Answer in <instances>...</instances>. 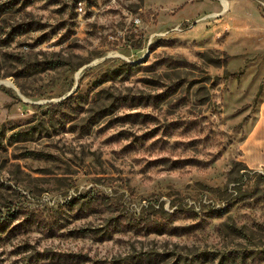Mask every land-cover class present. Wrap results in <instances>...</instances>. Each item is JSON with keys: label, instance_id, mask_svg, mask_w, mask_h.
Returning a JSON list of instances; mask_svg holds the SVG:
<instances>
[{"label": "rangeland", "instance_id": "1", "mask_svg": "<svg viewBox=\"0 0 264 264\" xmlns=\"http://www.w3.org/2000/svg\"><path fill=\"white\" fill-rule=\"evenodd\" d=\"M263 103L264 0H0V264H264Z\"/></svg>", "mask_w": 264, "mask_h": 264}, {"label": "crops", "instance_id": "2", "mask_svg": "<svg viewBox=\"0 0 264 264\" xmlns=\"http://www.w3.org/2000/svg\"><path fill=\"white\" fill-rule=\"evenodd\" d=\"M223 5L224 11H227V2L223 1ZM244 158L245 163L252 170L257 171L264 167V103L261 116L247 139Z\"/></svg>", "mask_w": 264, "mask_h": 264}, {"label": "bare ground", "instance_id": "3", "mask_svg": "<svg viewBox=\"0 0 264 264\" xmlns=\"http://www.w3.org/2000/svg\"><path fill=\"white\" fill-rule=\"evenodd\" d=\"M223 2V1H222ZM225 4V3H224Z\"/></svg>", "mask_w": 264, "mask_h": 264}]
</instances>
